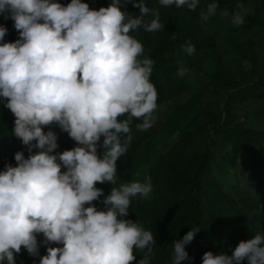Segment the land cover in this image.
Masks as SVG:
<instances>
[{
    "label": "clouds",
    "instance_id": "9594fccd",
    "mask_svg": "<svg viewBox=\"0 0 264 264\" xmlns=\"http://www.w3.org/2000/svg\"><path fill=\"white\" fill-rule=\"evenodd\" d=\"M158 2L190 11L200 4ZM128 4L139 15L123 10ZM218 7L215 0L208 4L201 21L215 16ZM247 15L238 3L231 24L243 25ZM0 16L13 20L19 33L14 42L0 43V104L14 115L12 133L29 153L25 157L17 151L16 165L8 163L0 171V264H16L22 248L39 257V264H133L134 249L143 253L137 264H151L153 233L124 219L133 197L151 198V177L112 187L107 196L96 185L117 183V161L131 146L133 121H141L135 125L138 131L153 126L158 91L150 77L155 62L130 33L163 31L159 10L144 0H111L98 10L82 0L67 5L59 0H0ZM7 33L0 24V42ZM181 47L187 56L196 51L190 41ZM177 63V76L183 77L186 61ZM53 126L76 146L57 153ZM94 201L105 208L98 210ZM199 231L191 228L173 241L172 264L190 258L186 246ZM40 234L47 251L43 256ZM245 260L264 264V235L240 241L231 255L207 251L202 256V264Z\"/></svg>",
    "mask_w": 264,
    "mask_h": 264
},
{
    "label": "trees",
    "instance_id": "16d2710c",
    "mask_svg": "<svg viewBox=\"0 0 264 264\" xmlns=\"http://www.w3.org/2000/svg\"><path fill=\"white\" fill-rule=\"evenodd\" d=\"M59 2L67 5L71 0ZM82 2L98 10L111 0ZM144 2L159 10L164 30L149 33L141 28L130 34L144 45V55L155 62L150 79L158 91L157 105H165L168 113L157 127L147 131H138L135 125L141 121H133L131 146L117 161V183L96 186L107 196L112 187L144 183L151 177V198L133 197L124 219L137 221L153 233L156 244L151 264H172L173 241L182 239L191 228H200L186 246L190 258L182 264H202L207 251L231 255L240 241L264 235V44L229 37L224 40L229 47L225 60L217 47L216 33L208 25L214 19L232 25L231 15L242 3L248 10L245 23L232 26L264 31V0H215L217 13L207 22L201 21L200 12L214 0H200L195 11L164 7L158 0ZM123 10L139 15V9L131 4ZM224 11L229 13L227 17L221 15ZM0 24L8 29L0 43L19 38L13 20L0 16ZM189 41L196 49L191 56L181 47ZM180 59L186 61L188 69L183 77L177 76ZM243 64L248 67L243 68ZM196 75L203 82L191 84ZM248 104L255 105L252 115L239 122L236 109ZM14 121L11 111L0 104V171L8 163L16 165L17 151L29 155L12 133ZM51 130L58 135L57 153L76 146L59 127ZM93 203L98 210L105 208L99 201ZM37 239L41 242L40 256L46 255L43 235ZM134 255L133 264H137L143 253L134 249ZM16 264H39V257L29 256L22 248ZM242 264H248L247 260Z\"/></svg>",
    "mask_w": 264,
    "mask_h": 264
},
{
    "label": "rangeland",
    "instance_id": "374dc122",
    "mask_svg": "<svg viewBox=\"0 0 264 264\" xmlns=\"http://www.w3.org/2000/svg\"><path fill=\"white\" fill-rule=\"evenodd\" d=\"M208 25L216 33L217 47L220 50V52L224 55L223 58L225 60L227 59V56H228L227 50L229 49V47H228V45L225 44L224 40L229 39V37L230 38L236 37L237 39L242 40V41L247 39V38H250L254 41H257L261 45L264 44V31H261L258 28H251L249 30H240L238 28L235 29V27H233L232 25L221 23L217 19H214V20L208 22ZM263 56H264V50H263ZM242 66H243V68L248 67L247 64H243ZM196 81L203 82V79L200 76L196 75L191 79V84H197ZM206 99H207V95H205L203 97V101ZM182 100H180V101H182ZM254 108H255V105H253V104L241 105L239 108H237L236 113L239 117L238 121L241 122L242 120H244V116H246V115H247V117L252 115L251 113H252ZM167 113L168 112L165 108V105L158 106L156 109V112H155V120L153 122V126L157 127L164 120ZM260 158H263V157H260ZM243 161H246V159H244ZM241 171H243V170H241ZM243 173L246 174L247 172L244 171ZM252 180H253V178L250 177L249 181H252ZM252 183H254V181H252ZM242 189L244 190L245 188L242 187Z\"/></svg>",
    "mask_w": 264,
    "mask_h": 264
}]
</instances>
